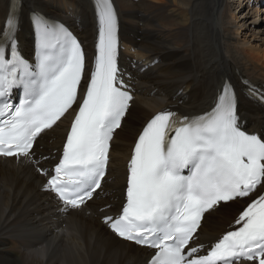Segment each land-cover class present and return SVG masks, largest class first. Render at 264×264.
I'll return each instance as SVG.
<instances>
[{
	"label": "snow or ice",
	"instance_id": "snow-or-ice-1",
	"mask_svg": "<svg viewBox=\"0 0 264 264\" xmlns=\"http://www.w3.org/2000/svg\"><path fill=\"white\" fill-rule=\"evenodd\" d=\"M94 6L98 39L86 81L84 50L63 23L30 12L34 61L18 42L22 0H10L0 32V156L39 165L33 160L37 137L77 105L58 162L50 172L37 169L49 177L46 190L73 209L101 188L110 142L133 99L119 74L112 0H94ZM245 84L246 94L264 104V90ZM17 89L18 104L11 102ZM239 120L235 87L225 80L209 111L188 116L165 109L139 133L124 202L104 223L120 238L154 249L149 264H264V193H258L264 189V137L242 130ZM246 197L251 202L229 230L207 247L193 246L206 212Z\"/></svg>",
	"mask_w": 264,
	"mask_h": 264
},
{
	"label": "bare ground",
	"instance_id": "bare-ground-1",
	"mask_svg": "<svg viewBox=\"0 0 264 264\" xmlns=\"http://www.w3.org/2000/svg\"><path fill=\"white\" fill-rule=\"evenodd\" d=\"M113 1L125 47L121 56L135 59L137 69L124 60L134 99L113 136L106 183L79 209L65 208L45 189L46 177L37 169L55 161L66 117L35 143L33 160L39 165L23 157H0V264H147L152 251L118 239L102 221L117 213L122 202L124 164L137 132L167 107L185 115L203 111L224 78L239 90L244 88L240 81L264 82V5L252 9L250 0H236L232 11L234 0ZM77 2L90 22V1ZM22 5L57 16L47 0H22ZM8 6L9 0H0V31ZM68 24L74 25L72 20ZM20 32L23 39L29 32L24 22ZM76 33L91 53L92 28L86 25ZM154 58L159 60L147 65ZM239 100L247 125L264 137V108L242 95ZM247 200L208 211L199 228L200 242L217 238Z\"/></svg>",
	"mask_w": 264,
	"mask_h": 264
},
{
	"label": "rangeland",
	"instance_id": "rangeland-1",
	"mask_svg": "<svg viewBox=\"0 0 264 264\" xmlns=\"http://www.w3.org/2000/svg\"><path fill=\"white\" fill-rule=\"evenodd\" d=\"M237 3H238V1H236V0L233 1V8H231L232 11L236 8V4H237ZM249 5H250V4H248V6H249ZM256 6H257V5L254 4V5H252V6L250 5L249 7H251V8L253 9V8L256 7ZM255 13L257 14V12H255ZM255 13H254L253 16H252L253 19L256 18V16H257ZM259 14H260V13H259ZM254 15H255V16H254ZM260 15H261V14H260ZM258 16H259V15H258ZM256 21L259 22L260 19L258 18ZM138 41H139V40H138ZM240 73H241V72H240Z\"/></svg>",
	"mask_w": 264,
	"mask_h": 264
}]
</instances>
